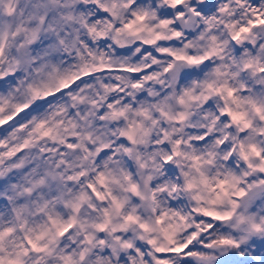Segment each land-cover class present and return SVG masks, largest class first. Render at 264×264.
I'll use <instances>...</instances> for the list:
<instances>
[{
    "label": "clouds",
    "instance_id": "9594fccd",
    "mask_svg": "<svg viewBox=\"0 0 264 264\" xmlns=\"http://www.w3.org/2000/svg\"><path fill=\"white\" fill-rule=\"evenodd\" d=\"M0 264H264V0H0Z\"/></svg>",
    "mask_w": 264,
    "mask_h": 264
}]
</instances>
